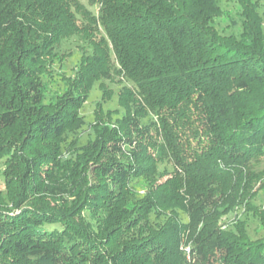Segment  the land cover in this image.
Masks as SVG:
<instances>
[{
  "label": "trees",
  "instance_id": "16d2710c",
  "mask_svg": "<svg viewBox=\"0 0 264 264\" xmlns=\"http://www.w3.org/2000/svg\"><path fill=\"white\" fill-rule=\"evenodd\" d=\"M234 1L238 34L222 0H0V264H264L236 213L264 229V10ZM73 36L91 50L48 94ZM107 81L123 111L81 144Z\"/></svg>",
  "mask_w": 264,
  "mask_h": 264
},
{
  "label": "rangeland",
  "instance_id": "374dc122",
  "mask_svg": "<svg viewBox=\"0 0 264 264\" xmlns=\"http://www.w3.org/2000/svg\"><path fill=\"white\" fill-rule=\"evenodd\" d=\"M94 13L98 11V5H90L88 0H82ZM222 7L226 11V15L219 17L216 20L217 27L225 33H239L240 32V18H239V7L236 1L234 0H222ZM262 10H264V0H262ZM235 23H234V21ZM91 50L88 42H85L83 39L78 36H73L69 39L62 41L59 51L66 52L65 59L63 61H56L53 65V73L47 75V91L48 94L55 93L60 91L64 84L61 79V73L66 75H74L77 67L81 61V56L83 50ZM109 87L114 90V94L111 98L103 96L102 89L98 86V83L94 86L89 99L84 104L82 108V114L85 116L86 124L79 131L80 143H86L87 140L93 137V131L90 124L94 121L95 110L99 104L104 108V110L109 109H119L123 111L118 103V89L120 85L117 82L107 81ZM128 85L131 84L130 81H126ZM4 169V158L0 157V190L4 189V176L2 170ZM256 204L264 205V189L259 192L256 200ZM236 213L240 217L247 219V228L251 236L254 238L261 236L264 233V229H260L258 219L253 214H245L243 209H237ZM235 212L230 213L223 217V221L228 222L234 218ZM184 220H187L186 214L182 213ZM56 225H47L48 228H53ZM58 226V225H57Z\"/></svg>",
  "mask_w": 264,
  "mask_h": 264
},
{
  "label": "built area",
  "instance_id": "2783aa9c",
  "mask_svg": "<svg viewBox=\"0 0 264 264\" xmlns=\"http://www.w3.org/2000/svg\"><path fill=\"white\" fill-rule=\"evenodd\" d=\"M187 249L189 250V247H187Z\"/></svg>",
  "mask_w": 264,
  "mask_h": 264
}]
</instances>
